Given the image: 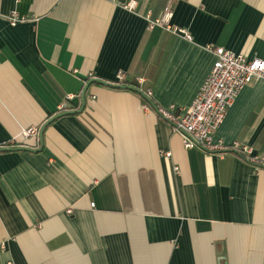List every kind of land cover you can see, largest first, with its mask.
<instances>
[{"label": "crops", "instance_id": "1", "mask_svg": "<svg viewBox=\"0 0 264 264\" xmlns=\"http://www.w3.org/2000/svg\"><path fill=\"white\" fill-rule=\"evenodd\" d=\"M166 7L191 40L147 30ZM208 47L264 60V0H0L1 148L38 149L92 80L142 79L152 102L91 83L40 151L0 152V264H264V169L186 150L156 113L192 103ZM213 139L264 154L263 80Z\"/></svg>", "mask_w": 264, "mask_h": 264}, {"label": "built area", "instance_id": "2", "mask_svg": "<svg viewBox=\"0 0 264 264\" xmlns=\"http://www.w3.org/2000/svg\"><path fill=\"white\" fill-rule=\"evenodd\" d=\"M172 16L173 12L169 7L164 8L161 15L154 20L147 16V30L160 28L173 35L191 40L186 30L172 27ZM7 20L11 24H16L29 19L12 14ZM207 50L213 56V63L192 103L187 107L175 105L168 108L156 107V113L159 118L170 124L174 132L182 136L186 150L200 148L206 152L234 151L255 169L262 170L264 169V154H254L251 148L238 142L231 146H226L219 141L215 142L213 133L222 124L227 110L239 91L253 80L264 81V60L247 59L220 47H208ZM124 80V75L120 74L114 84L123 85ZM136 80L139 84L143 81L142 79ZM146 96L150 98L151 92L148 91ZM72 97L67 96L66 100H71ZM64 108L65 104L59 107L60 110ZM144 108L147 106L144 105ZM36 136L35 130H25L22 133V137L26 140ZM165 156L168 157L169 154L165 153ZM175 171H177L176 168Z\"/></svg>", "mask_w": 264, "mask_h": 264}, {"label": "water", "instance_id": "3", "mask_svg": "<svg viewBox=\"0 0 264 264\" xmlns=\"http://www.w3.org/2000/svg\"><path fill=\"white\" fill-rule=\"evenodd\" d=\"M91 83H97L100 85H103L105 87L108 88H112V89H120V90H127V91H132L135 93H138L139 95H142V93L140 91H138L137 89L131 87V86H123V85H116V84H112V83H108V82H104L101 80H92L91 82H89L86 87L84 88V90L81 93V108L79 110L76 111H65V112H61L55 116H53L52 118H50L45 124H43V126L40 128L39 132H38V140H39V144L40 147L36 150H31L30 148L26 147V146H20V147H16V148H6V147H0V152L6 151V152H16V151H31V152H38L42 149L43 146V131L46 128L47 125H49L51 123V121H53L54 119L61 117V116H65V115H73V114H78L80 113L85 106V93L87 88L89 87V85Z\"/></svg>", "mask_w": 264, "mask_h": 264}, {"label": "trees", "instance_id": "4", "mask_svg": "<svg viewBox=\"0 0 264 264\" xmlns=\"http://www.w3.org/2000/svg\"><path fill=\"white\" fill-rule=\"evenodd\" d=\"M122 84L126 86H131L137 89L138 91H140L142 95H139L138 93L137 94L140 96V99L143 105H146V106L152 105L151 99L146 96L148 92V88L145 85L142 86V83L139 84L136 79H131V80L125 79ZM11 145L13 144H7L6 147L10 148ZM3 152H6V151H3Z\"/></svg>", "mask_w": 264, "mask_h": 264}]
</instances>
